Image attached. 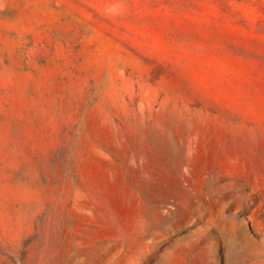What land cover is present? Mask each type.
<instances>
[{
    "label": "rangeland",
    "instance_id": "1",
    "mask_svg": "<svg viewBox=\"0 0 264 264\" xmlns=\"http://www.w3.org/2000/svg\"><path fill=\"white\" fill-rule=\"evenodd\" d=\"M0 264H264V0H0Z\"/></svg>",
    "mask_w": 264,
    "mask_h": 264
}]
</instances>
